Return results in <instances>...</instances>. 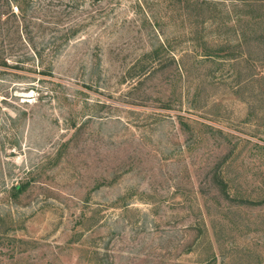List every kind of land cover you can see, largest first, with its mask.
Returning a JSON list of instances; mask_svg holds the SVG:
<instances>
[{
    "label": "rangeland",
    "instance_id": "1",
    "mask_svg": "<svg viewBox=\"0 0 264 264\" xmlns=\"http://www.w3.org/2000/svg\"><path fill=\"white\" fill-rule=\"evenodd\" d=\"M71 21L51 74H0V264H264V0Z\"/></svg>",
    "mask_w": 264,
    "mask_h": 264
},
{
    "label": "trees",
    "instance_id": "2",
    "mask_svg": "<svg viewBox=\"0 0 264 264\" xmlns=\"http://www.w3.org/2000/svg\"><path fill=\"white\" fill-rule=\"evenodd\" d=\"M85 1L0 0V74L6 69L22 71L33 66H39L42 74H51L61 48L85 24L71 21L73 12L83 7ZM247 6L260 7L253 2ZM13 75L19 76L17 72ZM222 185L225 188L223 181ZM19 188L13 187L15 191ZM200 221L205 230V219L202 217Z\"/></svg>",
    "mask_w": 264,
    "mask_h": 264
}]
</instances>
